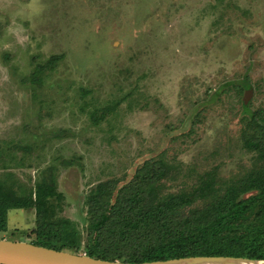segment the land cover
<instances>
[{"label": "rangeland", "instance_id": "obj_1", "mask_svg": "<svg viewBox=\"0 0 264 264\" xmlns=\"http://www.w3.org/2000/svg\"><path fill=\"white\" fill-rule=\"evenodd\" d=\"M52 56L56 69L31 83ZM247 94L251 110L264 107V0H0V150L14 160L0 175L31 186L55 158H75L57 184L83 244L87 193L146 160L180 162L184 175L249 167L238 137ZM112 102L94 126L88 113ZM58 130L71 135H47ZM34 220L9 211L0 239L31 243Z\"/></svg>", "mask_w": 264, "mask_h": 264}, {"label": "trees", "instance_id": "obj_2", "mask_svg": "<svg viewBox=\"0 0 264 264\" xmlns=\"http://www.w3.org/2000/svg\"><path fill=\"white\" fill-rule=\"evenodd\" d=\"M60 58L38 64L31 83L42 84ZM119 104L95 108L88 113L90 121L99 125ZM239 122L241 146L252 155L249 167L229 177H221L217 167L192 168L184 175L180 162L146 160L130 180L102 181L87 193L85 244L77 224L61 215L65 196L57 184L59 167L74 166L75 158H55L31 186L11 171L3 173L0 232L8 231L9 211L33 210L36 237L31 243L57 251L129 263L200 256L264 260V107L251 110L245 96ZM47 135L61 139L71 134L58 130ZM21 149L27 154L32 147ZM5 154L0 150V169L11 170L14 160ZM182 178L188 180L176 186Z\"/></svg>", "mask_w": 264, "mask_h": 264}, {"label": "water", "instance_id": "obj_3", "mask_svg": "<svg viewBox=\"0 0 264 264\" xmlns=\"http://www.w3.org/2000/svg\"><path fill=\"white\" fill-rule=\"evenodd\" d=\"M250 94V93H249ZM247 94L246 98L249 97ZM245 262V263H243ZM264 260L238 257L200 256L167 261L129 263L96 259L66 251H57L29 242L0 239V264H261Z\"/></svg>", "mask_w": 264, "mask_h": 264}, {"label": "bare ground", "instance_id": "obj_4", "mask_svg": "<svg viewBox=\"0 0 264 264\" xmlns=\"http://www.w3.org/2000/svg\"><path fill=\"white\" fill-rule=\"evenodd\" d=\"M243 263H245V262H243ZM261 264H264V263H261Z\"/></svg>", "mask_w": 264, "mask_h": 264}]
</instances>
